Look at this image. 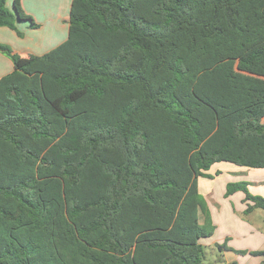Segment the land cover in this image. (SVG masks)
Instances as JSON below:
<instances>
[{
    "label": "trees",
    "instance_id": "trees-1",
    "mask_svg": "<svg viewBox=\"0 0 264 264\" xmlns=\"http://www.w3.org/2000/svg\"><path fill=\"white\" fill-rule=\"evenodd\" d=\"M262 5L71 0L47 52L0 42L14 64L0 78V264H204L214 227L198 178L232 145L236 163L264 167V104L242 112L223 63L204 57ZM16 17L38 26L0 0V26L21 35ZM178 38L203 45L184 59ZM238 65L264 72V45ZM247 184L225 195L264 210Z\"/></svg>",
    "mask_w": 264,
    "mask_h": 264
},
{
    "label": "rangeland",
    "instance_id": "rangeland-1",
    "mask_svg": "<svg viewBox=\"0 0 264 264\" xmlns=\"http://www.w3.org/2000/svg\"><path fill=\"white\" fill-rule=\"evenodd\" d=\"M65 33L66 31H63L62 36H65ZM189 42H192L195 47L203 45L186 38H178L179 48H177L176 54L182 56L184 59H188L187 46ZM262 45H264V5L257 6L253 14L242 20L235 31L226 32V39L222 44H218L215 54L211 53L209 56L204 57L206 67L204 66L203 68L205 69L217 63H223L230 91L235 97L242 112L250 106L245 103L246 101L250 102L251 100L254 107L264 104V72L259 66L243 69L238 65L241 55ZM229 46H233V48L230 49ZM196 64L198 63L195 62L192 65ZM196 66L194 67L195 69ZM262 117V120H264V115ZM230 148H232L230 152L222 154L223 157L218 162L211 165L210 169L207 171L209 177L198 178L200 196L204 199L214 227L212 236L200 240L205 249L204 264L218 263L217 257L219 247L211 243L214 238H221L224 233L225 235L231 234V237L228 236L227 240L221 243L222 245L224 243V245H227L228 243L237 242L238 231V233L244 236L242 237L244 238L243 240L247 237V234L242 233L243 231L241 229L235 232L227 230L228 227L223 218L224 213H220L219 209L226 198L229 204L233 206L231 211L234 212V214L231 217V222L238 225L239 228H242V224L244 225L252 222L259 232H264V210L255 208L248 214L242 213L240 212V208L243 205V192L237 191L234 195L231 194L232 196L228 195L230 198L225 195L227 183L244 181L248 183L247 188L251 194L264 197V192H262V189H264V180H258L264 177V167H254L244 163H236L233 160V156L236 154V148L233 145ZM261 182H263V184ZM255 236L258 235L256 234ZM255 251L258 250H245L244 254L248 256L244 258V261L247 262L249 259L253 258L256 260L258 256L264 258V255L254 254ZM260 257L258 260H260ZM259 264H264V261H259Z\"/></svg>",
    "mask_w": 264,
    "mask_h": 264
},
{
    "label": "crops",
    "instance_id": "crops-1",
    "mask_svg": "<svg viewBox=\"0 0 264 264\" xmlns=\"http://www.w3.org/2000/svg\"><path fill=\"white\" fill-rule=\"evenodd\" d=\"M12 3L13 0H6V7L10 10H12ZM20 4L38 26L32 27L29 21L17 20L16 27L22 33L21 35H18L10 27L0 26V42L8 44L19 56L28 57L31 54L41 55L66 38L71 0H20ZM63 31H66L65 36H62ZM13 69V62L0 52V78L12 72ZM258 180H264V177ZM261 183L263 184V182ZM262 190L264 192V189ZM222 203L219 209L220 213H224L223 218L228 227L227 230L235 232L241 229L242 233L247 234V237L243 240L242 237L244 236L238 231L237 242L228 243L227 245L221 243L226 241L228 236L231 237V234L225 235L224 233L221 238H214L211 243L219 247L218 263L216 264H230L232 262L237 264H259V261H264V258L260 256L256 260L253 258L247 262L244 261V258L248 256L244 254L245 250L264 251V232H259L252 222L244 224L245 226L242 224V228H239L238 225L231 222V217L234 214L231 211L233 206L229 204L227 198ZM245 206L243 202L240 212L244 213ZM256 234L258 236H255ZM259 257L260 260H258Z\"/></svg>",
    "mask_w": 264,
    "mask_h": 264
},
{
    "label": "water",
    "instance_id": "water-1",
    "mask_svg": "<svg viewBox=\"0 0 264 264\" xmlns=\"http://www.w3.org/2000/svg\"><path fill=\"white\" fill-rule=\"evenodd\" d=\"M19 20L17 17H16V21Z\"/></svg>",
    "mask_w": 264,
    "mask_h": 264
}]
</instances>
